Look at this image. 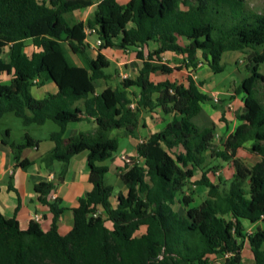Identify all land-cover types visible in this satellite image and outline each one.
Masks as SVG:
<instances>
[{"label": "trees", "instance_id": "1", "mask_svg": "<svg viewBox=\"0 0 264 264\" xmlns=\"http://www.w3.org/2000/svg\"><path fill=\"white\" fill-rule=\"evenodd\" d=\"M246 1L129 0L120 4L98 0L93 17L83 22L75 11L92 5L93 0H0V54L9 49L7 63L0 58V71L12 76L9 83L0 82V118L13 113L23 125L54 122L58 130L50 138L55 147L41 160L61 163L55 181L35 184L38 200L52 213L49 230H42L35 221L20 229L14 218L0 212V264H211L209 255H215L221 264H243L246 240L254 264H264V228L256 226L264 224V103L258 95L259 87L264 90V74L259 71L264 63V12L247 8ZM129 22L134 28L127 27ZM87 29L100 40L93 58L86 54ZM180 37L188 43L181 45ZM28 38L38 48L30 55L24 52ZM62 42L85 65H72ZM150 42L157 47L145 55L142 48ZM114 46L137 48L138 74L95 94L93 81L108 78L104 69L110 62L102 50ZM168 51L183 55L182 64L190 69L196 68L200 51L215 74L224 70L221 60L225 52L245 53L249 74L234 90L244 94L243 106L236 113L239 124L221 149L214 150L215 126L202 108L208 102L217 108L218 101L201 91L191 76L186 84L150 79L155 71L170 74L182 69L161 59ZM36 78L39 82H34ZM44 80L53 81L57 92L37 99L30 89ZM133 86L138 87L137 93L127 91ZM79 101L83 115L76 117ZM157 109L171 119L163 130L136 145L139 160L129 157L119 168L127 192L117 194L113 207V188L104 181L108 166L102 164L118 147L110 132L123 129L136 137L141 113ZM90 118L96 124L94 130L79 132L63 143L70 121ZM248 141L249 149L260 154L252 166L236 155ZM2 142L12 148L16 162L21 149L32 144L11 142L9 129L2 132ZM174 147L182 151L176 153ZM207 150L232 163L230 179L219 176L216 183L210 180L208 174L217 167H201ZM82 151L87 152L91 189L71 209L73 226L61 235L57 223L64 208L59 206V198L49 201L47 196L64 180L70 159ZM30 164L28 160L19 162L22 167ZM196 169L201 170L200 178L190 182ZM192 184L206 186L207 197L188 207L191 190L180 200L187 208L179 215L173 209L176 195ZM97 205L102 206L105 218ZM141 226H145L144 232L136 235Z\"/></svg>", "mask_w": 264, "mask_h": 264}, {"label": "crops", "instance_id": "2", "mask_svg": "<svg viewBox=\"0 0 264 264\" xmlns=\"http://www.w3.org/2000/svg\"><path fill=\"white\" fill-rule=\"evenodd\" d=\"M116 1L120 4H125L129 0H116ZM97 3H98V0H93L92 5L76 10L75 11L76 18L78 20H82L83 22H86L87 20L91 19L95 13ZM127 27L134 28V24L132 22H129L127 24ZM88 35H95V34H88ZM88 35L85 38V42L87 43L86 54L90 58H93L96 54V48L98 46L96 43L97 37L95 35L94 36L95 40L90 41L88 38ZM178 42L181 45H185L188 43V40L186 38L180 37L178 39ZM61 44L63 46L66 58L72 65H76V66L85 65L84 59H82L80 56L78 57L77 54L73 53L65 42H62ZM24 45H25L24 52L28 55L38 50V48H36L33 45L32 40L30 38L24 40ZM155 47H157V44L155 42H150L148 45H144L142 50L144 51V54L146 55L149 50H152ZM108 51L111 52L110 56L108 55ZM136 51H137V48L134 46H130L125 49L118 47V46H114L112 48H106L102 50L103 54L109 59L110 64L113 63V66H115V73L118 74V69H121V68L124 70H128V69L134 70L133 71L134 75L129 76L127 73H125L124 77H130V78H135L136 75L138 74L140 60L137 59L136 57ZM230 53H232L230 54V56L233 57L234 59L238 55L237 51H231ZM196 55L198 58L197 66L195 69H190V67L186 68L182 64L183 55L176 54L170 51L163 53L161 55V59L164 62H167L168 65L170 66H180L181 65L182 69L178 70L179 72H181V75L176 76L177 70H173L170 74H173L174 77L172 79H168L166 76L168 74H163L160 71H155L154 73L150 74V79L153 82H158V81L168 79L171 81L175 80L179 83L186 84L187 76H191L195 80V82L198 84L200 90L208 94L211 98H213L212 96L217 93H224V94L227 93V94H230L231 101L234 100L233 101L234 104L240 100L243 106L244 94L243 93L237 94L235 93V91L231 92L230 88H228L230 85L229 83L232 81L231 79H233L234 77L233 74L231 77L219 82L218 85H214V86L211 84L209 85L206 82V79L200 77L199 72L201 71V69L202 70L204 69L206 73H209L210 71L212 72V70L208 66L207 62L202 58L200 51H198ZM8 57H9V49L8 47H6L2 50L0 54V58L2 59L3 64L7 63ZM110 64L106 69L110 67ZM104 72H105V69H104ZM119 73L121 74V72ZM106 74L108 75L107 79H104V78L95 79L93 81V84L97 80H103L104 81L103 84L106 87L107 86L106 81L112 79L113 77V74L111 72L106 73ZM245 76H247V73L243 77ZM11 77H12L11 74H8L5 70L0 71V82L7 84L10 82ZM243 77H241V79ZM37 81L39 82V80L36 78L34 82H37ZM46 83H50L51 85H53L54 91L52 93H48L46 91L40 92V97L38 98L33 95L30 89L31 94L37 99L47 97L50 94H55L57 92V87L55 83L51 80H44L41 83H38L34 86L40 89L42 87H45ZM238 84L236 85V87L238 86ZM225 85H228V86L227 88L223 89L222 87ZM127 91L129 93H132V92L137 93L139 89L138 87L133 86V87L128 88ZM94 93H95V87H94ZM217 104H218L217 108L211 105L213 111L217 112L218 114L217 122L212 120L215 126L213 144H215V136L217 135V132H216L217 130H219V132L221 131L220 139H223V142L228 136V134L232 133L235 130L236 126L239 124V120L236 118V113L239 112L242 108L241 106V108L237 112H235V110H233V108L231 107H230L231 109H229L227 107L228 101L225 100L224 95L219 96V100ZM205 105L206 103L202 104V108L204 112L207 113L208 115H211V117H213L214 112L213 113L209 112L205 108ZM76 106L78 107V110H79L78 113L76 114V117L82 116L83 114L80 111L81 106H82L81 102L80 101L77 102ZM25 112L28 116L32 115V113L28 110H26ZM7 114H10V113L4 114L0 118V120L3 119V117ZM170 119H171V115L163 114L160 109H157L153 112H142L140 116L138 128L136 130V137L130 136L131 138L136 139L133 150L128 153L121 154L120 156H112L113 155L112 153V155L109 158L112 161H111V165L108 166L107 173L108 174L114 173L117 175V178L119 180L118 183L120 185V189L118 193L125 194L127 192L126 186L123 184V182L121 181L119 177V168L125 164V161L122 159V156L132 157L133 160H139L136 157V145L149 134L163 130V128L165 127V124ZM230 120H232V122ZM31 125H25V126L32 128ZM95 126L96 124L93 118L81 119V120L78 119V120L70 121L66 125V129L62 136L63 143H66L70 137L78 134L79 132H88V131L94 130ZM5 129H9V140L11 142L15 144H18V143L22 144V143H25L26 141H30L32 142V144L26 145L25 147L21 149L20 154H19V160L16 162L13 159L12 148L9 145L4 144L2 142V132L0 131V212L7 218H10V217L14 218L17 226L20 229H27L29 223L31 222V216L34 214H38L40 216V221L37 223L39 224L42 230L47 231L49 230L51 226L52 213L50 212L47 205L42 204L38 200V193L35 190V184L41 181H55L56 176L60 171V167H61L60 162L55 161L51 164H46L45 162L41 160V157L44 154L54 149L55 143L50 138V135L53 132H56L58 130V126L56 125V129L51 131L46 138L35 136L29 131L24 130V135H22V139L20 141H15L12 139L10 127H6ZM25 129L27 130L28 128H25ZM119 130H122L121 133L126 135L123 129H114L110 132V137H115L113 135L114 132L119 131ZM225 132H226L225 134L226 136L223 137L222 135ZM223 142L220 146L214 145V150L221 149L223 147ZM247 144L250 145L251 142L250 141L246 142L242 148H239L237 150V153L239 152L240 149H244ZM172 150L176 153H179L182 151L180 147H174ZM206 153H209L211 157L215 158L214 159L215 162L211 163V165H209L208 162L206 161ZM204 157H205L204 163L202 164L201 167L203 168L212 167V166L217 167L215 172H210L208 174V177L210 178L212 182L216 183L218 181L219 176H222L225 179H230L232 177L234 173V168L231 162L223 161L221 158L214 156V155L212 156L211 150H207L204 153ZM21 160H28L31 162V164L26 167H22L19 165V162ZM102 164L104 163L102 162ZM226 168H230L229 170L230 175L228 177L221 175L220 173L223 169H226ZM88 172L89 170H88V164H87V152L82 151L70 159V161L67 164V171L65 173L64 180L61 182H58L55 185L54 189L47 196V199L49 201L55 198H59L60 200L59 206L64 208V211L62 212L58 220V223H57V230L59 234L61 235L66 234L73 226V214H72L71 209L76 207L78 205L79 198L85 196L86 192H88L91 189V184L89 183V179H88V174H89ZM200 175H201V170L196 169L193 173L192 178L190 179V182H193L196 179L200 178ZM105 176H104V181H105ZM108 185H111V184H108ZM245 185L247 186V183ZM112 188L114 187L112 186ZM191 190H193L194 193L193 195H191L192 202L189 204L188 207L196 206L199 204V203L197 204L194 203L195 202L193 199L194 195L196 194L201 195L200 197L202 198V201L207 197L208 189L204 185H193L192 184L190 186V189L184 188L183 192H179L178 194H182V197H183L185 195H188ZM117 194H113L112 192V195L110 196V202L113 207H115L117 204ZM178 194L176 195V201L173 204V209L179 215H184L187 207L184 206V204L180 201L182 197L181 199H179ZM178 203L182 204L183 213L178 211L177 208H175V205ZM97 211L100 214V216H102L103 218L106 217V214L102 206L97 205ZM105 225L109 228L112 227V223L110 221H105ZM258 225L259 223L256 224V226ZM144 230H145V226H141L140 229L136 232V235H140L141 233L144 232ZM241 257H242V263L246 264L244 262L242 252H241ZM209 259L211 261V264H215V262L221 264V261L215 255H209ZM254 263L255 262L253 260L252 262H249L248 264H254Z\"/></svg>", "mask_w": 264, "mask_h": 264}, {"label": "rangeland", "instance_id": "3", "mask_svg": "<svg viewBox=\"0 0 264 264\" xmlns=\"http://www.w3.org/2000/svg\"><path fill=\"white\" fill-rule=\"evenodd\" d=\"M245 5L247 8L254 10L256 12H264V0H247L245 2ZM84 17V16H83ZM95 35H88V38L90 41H94L95 40ZM231 51L225 52L222 56V60H221V64L224 65V70L220 73H212L211 71L209 73H206L205 70L201 69V71L199 72L200 77L206 79V82L210 85H218L219 82H221L222 80H225L229 77L232 76L233 74V79H231L230 81V85L228 88H230V91L233 92L236 88V85L240 82L241 77H243L244 75H246L247 71L245 68V64L247 62L245 53L243 52H239L237 51L238 55L237 57L234 59L233 57L230 56ZM110 51H108V55L110 56ZM79 57V56H78ZM134 70L128 69V70H124V69H118V74L115 73V66H113V63L110 64V67L108 69H105L106 73H112L113 77L112 79L106 81L107 85L115 88L119 85V80L121 78H123L125 76V73H127L129 76L134 75ZM259 71L260 73L264 74V63H261L259 65ZM121 72V74L119 73ZM176 76H180L181 72H179L178 70L176 71ZM249 73H247L248 75ZM115 75V77H114ZM168 79H172L174 77L173 74H168L166 75ZM183 78V77H182ZM103 80H97L94 83V87H95V93H100L103 88L105 87V85L103 84ZM228 85L223 86L222 88L225 89L227 88ZM40 88V87H39ZM31 91L33 93V95L35 97H40V92H48V93H52L54 91L53 89V85H51L50 83H46L45 87H42L40 89H38L36 86L31 88ZM223 96L225 97V100L228 101L227 107L229 109L233 108V110H235V112H237L241 106H242V102L239 100L237 103H233L234 100L231 101V97L230 94H224V93H217L215 95H213V100L214 101H218L219 100V96ZM258 95L260 100L264 103V90L259 87L258 90ZM216 99V100H215ZM212 102H208L205 105V108L209 111V112H214L213 117H211V115L207 116L211 119L214 120L215 122H217V117L218 114L217 112L213 111L212 107ZM231 107V108H230ZM227 108V109H228ZM232 122V120H230ZM32 128H29L25 125L22 124V121L20 118L16 117L15 115H13L12 113L7 114L3 117V119L0 120V131L3 132L5 130L6 127H10L11 128V136L12 139L15 141H20L22 139V135H24V130L25 131H29L30 133L34 134L35 136L41 137V138H46L48 136V134L56 129V125L55 123H53L52 121H47L45 124L43 125H31ZM25 128H28L27 130ZM228 129V128H227ZM122 130L119 131H115L114 132V136L117 138L118 140V148L116 149V151L113 152L112 156H120L121 154H125L128 153L130 151L133 150L134 148V143L136 142V139L131 138L129 135H124L121 133ZM217 135L215 136V146H220L223 142V139H220L221 135L219 130L216 131ZM226 132L222 135L223 137L226 136L225 135ZM249 144L246 145V147L244 149H240L239 152L237 153V156L242 159V161H244V163L248 166H251L255 161H257L260 157V154L257 152H253L249 149ZM215 158L211 157L209 153H206V161L208 162L209 165H211V163H214ZM111 159H107L105 160L103 163L106 164L107 166L111 165ZM230 168H226L223 169L220 173L221 175L224 176H229ZM119 180L117 178V175L114 173H110V174H106L105 176V183L107 184H111L114 188L113 190V194H117L119 192L120 189V185H119ZM201 195L196 194L193 196L194 199V203H200L202 201V198L200 197ZM182 194H178V198L181 199ZM175 208L178 209V211L183 213V208H182V204L178 203L175 205ZM260 227L264 228V224L259 222ZM253 228H247L245 233H249ZM242 254H243V259L244 262L246 264H248L249 262H252L253 259V255L249 249V243L246 240L244 243V247L242 249ZM215 264H220L215 262Z\"/></svg>", "mask_w": 264, "mask_h": 264}, {"label": "built area", "instance_id": "4", "mask_svg": "<svg viewBox=\"0 0 264 264\" xmlns=\"http://www.w3.org/2000/svg\"><path fill=\"white\" fill-rule=\"evenodd\" d=\"M86 32L89 34L91 32V30L87 29ZM96 43L97 45L100 44V40L97 39L96 40ZM216 100V99H215ZM136 157H137V154H136ZM122 159L125 161V162H128L129 161V157H126V156H122ZM98 213H95L94 215L97 216ZM31 221H35V222H39L40 221V216L38 214H34L31 216Z\"/></svg>", "mask_w": 264, "mask_h": 264}]
</instances>
